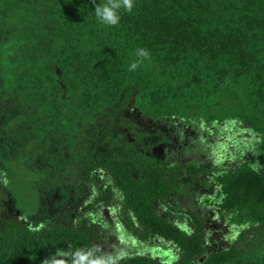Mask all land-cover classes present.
<instances>
[{
	"label": "trees",
	"instance_id": "16d2710c",
	"mask_svg": "<svg viewBox=\"0 0 264 264\" xmlns=\"http://www.w3.org/2000/svg\"><path fill=\"white\" fill-rule=\"evenodd\" d=\"M94 10L93 0H0V12L27 17L31 38L45 39L40 48L46 47L51 73L75 121L103 114L127 96L131 112L151 124H245L257 136L258 159L213 175L212 182L219 192L218 209L229 215L234 229L264 224V0H134L131 13L119 11L116 26L101 23ZM138 48L149 50L150 59L130 72ZM20 68L19 63L6 69L5 88L12 90ZM17 84L28 104L54 109L42 73L25 69ZM102 167L121 192L123 229L143 240H168L180 255L171 264H246L237 263L241 250L208 253L203 224L191 213V234L162 218L158 205L176 189L175 173L167 176L156 164L133 173L122 158ZM187 170L196 180L202 172L195 166ZM99 200L108 204L114 191L107 189ZM3 203L0 181V264H40L37 256L55 252L64 253L68 264H96L92 229L60 224L30 229L2 217ZM111 264L164 263L133 255ZM247 264H264V258L252 257Z\"/></svg>",
	"mask_w": 264,
	"mask_h": 264
},
{
	"label": "rangeland",
	"instance_id": "374dc122",
	"mask_svg": "<svg viewBox=\"0 0 264 264\" xmlns=\"http://www.w3.org/2000/svg\"><path fill=\"white\" fill-rule=\"evenodd\" d=\"M27 18V17H26ZM11 11L0 12V181L4 194L2 217L12 218L30 229L50 224L92 229L95 235L94 262L111 264L125 256L147 255L164 264L180 255L161 237L143 240L120 224L121 192L114 186L103 163L122 158L133 173L149 164L175 173L178 184L171 196L159 203L160 215L184 234L195 227L188 213L205 230L208 253L237 249L243 259L264 258V224L243 230L229 224V215L218 209L219 192L213 175L253 164L258 159L257 136L237 121L204 127L168 120L151 124L132 113V97L124 96L111 110L88 121H75L69 112L44 42L31 38L27 19ZM17 62V63H14ZM21 65L12 90L5 88L6 69ZM48 78L53 110L28 104L17 84L25 69ZM201 174L192 179L188 168ZM114 191L108 204L99 200ZM143 235V229L139 228ZM40 264H68L61 252L37 256ZM200 264V263H196Z\"/></svg>",
	"mask_w": 264,
	"mask_h": 264
},
{
	"label": "clouds",
	"instance_id": "9594fccd",
	"mask_svg": "<svg viewBox=\"0 0 264 264\" xmlns=\"http://www.w3.org/2000/svg\"><path fill=\"white\" fill-rule=\"evenodd\" d=\"M95 4V16L103 24L108 26H116L119 24L120 15L119 11L123 9L124 11L131 13L134 8V0H104L101 4ZM137 59L133 61L129 67L128 71H135L144 60L150 59V52L145 48H138L135 53Z\"/></svg>",
	"mask_w": 264,
	"mask_h": 264
}]
</instances>
